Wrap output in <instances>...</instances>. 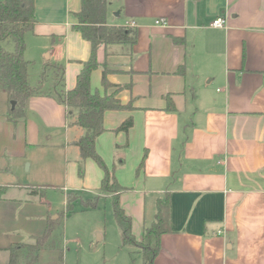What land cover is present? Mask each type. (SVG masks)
<instances>
[{
    "label": "crops",
    "instance_id": "1",
    "mask_svg": "<svg viewBox=\"0 0 264 264\" xmlns=\"http://www.w3.org/2000/svg\"><path fill=\"white\" fill-rule=\"evenodd\" d=\"M107 2L108 25L135 23L138 30L131 53L121 45L98 51L99 62L111 70L109 82L121 87L120 100L135 107L107 111L106 131L97 139L98 153L128 188L121 205L133 219V233L141 240L158 197L169 191L172 233L163 235L155 264H264V0ZM35 9L25 57L33 69L63 64L72 89L92 53L73 28L81 0H36ZM217 18L226 20L224 28L212 27ZM102 77L100 68L91 81L105 94ZM168 95L175 112L166 108ZM9 108L0 86V187L6 188L0 264H11L13 247L27 243L14 223L18 208L23 223L38 225L27 234L41 236L55 221L41 192L46 186L60 184L66 198L81 190L95 198L103 179L91 159L79 176L75 142L84 131L68 125L66 106L31 97L27 120L17 124L9 121ZM129 118L130 131L116 132ZM46 148L53 151L51 163L44 159ZM12 186L25 189L28 199L6 197Z\"/></svg>",
    "mask_w": 264,
    "mask_h": 264
},
{
    "label": "trees",
    "instance_id": "2",
    "mask_svg": "<svg viewBox=\"0 0 264 264\" xmlns=\"http://www.w3.org/2000/svg\"><path fill=\"white\" fill-rule=\"evenodd\" d=\"M35 2L36 0H0V86L10 100L8 119L14 124L25 122L27 103L34 96L51 97L66 106L68 125L84 131L75 142L81 154L78 163L79 176L84 177L85 162L88 159L95 161L103 171L98 195L92 200L83 201L84 208L95 209L102 197H111L113 213L122 232V246L138 249L142 254L143 264H155L161 252L163 235L172 233L171 193L166 191L158 197L154 220L144 229L141 240H138L133 233V219L121 205V194L128 188L121 185L115 169L110 168L97 151V139L106 131L105 113L135 109L132 101L124 105L120 100L121 87L109 82L108 74L111 70L106 62L103 64L99 62L98 51L101 45L106 47L121 45L128 48L131 53L132 47L138 40V30L136 27L108 25L107 0H81V10L75 14L77 24L73 28L91 43L92 53L89 60L83 63L75 86L67 89L65 66L56 62H47L40 81L32 85L30 71L34 62L26 59L25 52L26 36L33 31L37 23ZM100 68H103L102 86L105 94L100 89H94L91 81L94 71ZM184 72L185 66H181L178 73L184 74ZM113 87L117 89L112 94H108L107 91ZM165 99L167 110L175 112L176 107L172 97L168 95ZM132 127L133 119L129 118L116 132L128 133ZM146 159L147 152L139 165L138 174L144 169ZM5 192L6 188L0 187V199ZM80 199L76 192L67 194L68 214L74 211V203ZM62 217L63 215H59L58 220L50 221L44 233L35 237V244L21 243L13 247L11 264H41L40 254L52 238ZM58 253L60 263L64 264L63 250H58Z\"/></svg>",
    "mask_w": 264,
    "mask_h": 264
},
{
    "label": "rangeland",
    "instance_id": "3",
    "mask_svg": "<svg viewBox=\"0 0 264 264\" xmlns=\"http://www.w3.org/2000/svg\"><path fill=\"white\" fill-rule=\"evenodd\" d=\"M42 72V67L32 68L33 85L38 84ZM43 156L45 161L51 163L52 149L46 148ZM61 187L60 184H55V186H46L41 191L46 196L50 219L58 214L63 215L52 238L40 254L41 264H61L58 250L64 252V264H143V257L138 249L122 246V232L113 213L112 200L101 198L97 208L85 209L83 201L92 200L94 196L89 190H81L78 192L81 199L74 203V211L68 214L67 198ZM6 197L25 200L28 199V193L25 189L12 186ZM20 210L21 208H18L14 223L22 229L19 231L24 241L35 244V238L29 236L27 231L28 229L34 231L38 225L35 224L31 228L29 222L23 223L20 220ZM37 220L34 219V223Z\"/></svg>",
    "mask_w": 264,
    "mask_h": 264
},
{
    "label": "built area",
    "instance_id": "4",
    "mask_svg": "<svg viewBox=\"0 0 264 264\" xmlns=\"http://www.w3.org/2000/svg\"><path fill=\"white\" fill-rule=\"evenodd\" d=\"M157 25H162V21H157ZM226 25V20L224 18H217L213 21L212 27L214 28H224ZM128 27H135V23L130 24Z\"/></svg>",
    "mask_w": 264,
    "mask_h": 264
},
{
    "label": "water",
    "instance_id": "5",
    "mask_svg": "<svg viewBox=\"0 0 264 264\" xmlns=\"http://www.w3.org/2000/svg\"><path fill=\"white\" fill-rule=\"evenodd\" d=\"M58 219V216H55L54 218H53V220H57ZM99 239H101V238H99Z\"/></svg>",
    "mask_w": 264,
    "mask_h": 264
}]
</instances>
